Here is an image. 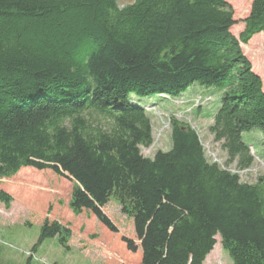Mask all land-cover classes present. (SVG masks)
I'll list each match as a JSON object with an SVG mask.
<instances>
[{
    "label": "trees",
    "instance_id": "1",
    "mask_svg": "<svg viewBox=\"0 0 264 264\" xmlns=\"http://www.w3.org/2000/svg\"><path fill=\"white\" fill-rule=\"evenodd\" d=\"M234 24L227 0H0V179L25 168L58 188L62 178L68 214L94 220L82 242L54 219V195L19 193L41 216L31 254L56 238L103 264H203L219 236L231 264H264V174L249 183L209 162L173 116L171 149L141 152L155 103L140 98L176 99L197 84L221 94L216 109L194 110L212 119L227 164L252 165L242 135L264 144V90L241 45L264 34V0H251L237 37ZM10 188H0L6 209ZM107 200L130 220L128 238L102 214L114 209Z\"/></svg>",
    "mask_w": 264,
    "mask_h": 264
},
{
    "label": "rangeland",
    "instance_id": "2",
    "mask_svg": "<svg viewBox=\"0 0 264 264\" xmlns=\"http://www.w3.org/2000/svg\"><path fill=\"white\" fill-rule=\"evenodd\" d=\"M133 0H117L119 7L131 3ZM233 9V19L235 24L231 28L232 34L236 37L242 31L243 20L248 15L251 0H227ZM246 57L251 62L253 71L260 76L264 90V34L254 35L246 45H241ZM207 95V96H205ZM154 97L140 98L141 104L147 107V113L150 116L152 124V143L149 147H141V152L147 157H153L156 151H168L171 149L170 137V117L189 124L197 133L202 143L204 154L209 162L217 163L221 168L236 173L241 181L253 183L258 176L264 174V151L259 156L257 152L264 149L261 143V135L257 131L243 133V141L249 144L255 152L252 165L246 170H238L235 164H227L226 153L222 150L220 143L213 140V136L208 131V126L212 123L211 118L194 110L201 108L205 110L216 109L221 94L212 88H205L200 85H190L181 97L176 99H156ZM215 106V107H214ZM45 174L42 175L44 177ZM41 176L36 175L34 169L25 168L19 174L12 178L0 179V188H8L13 193V200L8 209L0 203V264H26L28 256H31L30 264H103L100 258H92L87 255L76 244H71L68 250H64L57 242L56 238H49L31 254L30 250L39 235V218L41 217L38 209L30 204L19 193L28 191L38 195L37 190L41 193H48L53 196L54 203L61 208L60 213L56 214L54 219L62 224L71 227L74 237H78L82 242L88 241L90 235L83 232L85 223H90L92 217L87 213L86 217L68 214L67 209L70 191V184L65 183L64 179L58 180L63 182L59 188L54 184L53 178H48L47 182H41ZM56 186V187H55ZM68 197V198H67ZM113 205L114 214L102 209V214L106 216L111 224L115 226L120 236L129 237L127 230L130 227V220L119 213L118 205L113 200H107ZM49 202H46L48 204ZM112 208V207H111ZM68 210V211H67ZM68 215V219L66 218ZM64 218V219H63ZM66 218V219H65ZM94 220L92 219V222ZM87 222V223H88ZM86 223V224H87ZM94 224V223H91ZM216 236V243L219 246L206 256L203 264H231L228 254L223 250L220 238Z\"/></svg>",
    "mask_w": 264,
    "mask_h": 264
}]
</instances>
